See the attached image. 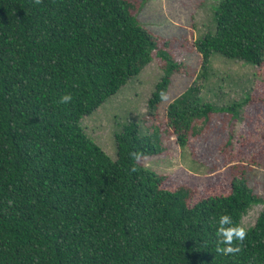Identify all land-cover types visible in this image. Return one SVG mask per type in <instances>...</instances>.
Returning <instances> with one entry per match:
<instances>
[{
    "label": "trees",
    "instance_id": "trees-1",
    "mask_svg": "<svg viewBox=\"0 0 264 264\" xmlns=\"http://www.w3.org/2000/svg\"><path fill=\"white\" fill-rule=\"evenodd\" d=\"M147 1L0 0V264H264V208L253 226L242 221L264 205L249 171L232 178L229 192L191 203L194 188L166 189L167 175L142 162L162 151L159 130L140 134L128 122L115 136L116 158L85 131L83 118L155 54L162 75L149 115L172 75L188 72L141 25ZM212 21L189 48L202 58L196 80L167 108L182 148L195 122L222 110L239 116L241 103L219 107L202 97L199 80L214 74L213 57L264 63V0H218ZM65 94L71 99L59 103ZM222 214L232 222L221 223ZM232 223L246 236L239 252L224 255L220 230Z\"/></svg>",
    "mask_w": 264,
    "mask_h": 264
},
{
    "label": "rangeland",
    "instance_id": "rangeland-1",
    "mask_svg": "<svg viewBox=\"0 0 264 264\" xmlns=\"http://www.w3.org/2000/svg\"><path fill=\"white\" fill-rule=\"evenodd\" d=\"M217 3L218 0H148L138 13L141 25L158 38L163 49L186 63L188 72L172 75L157 114L149 115L148 101L162 75L161 59L155 54L138 77L82 121L87 134L112 158L117 156L115 136L128 122L137 121L140 134L159 130L162 151L142 162L167 175L164 188H194L191 203L212 193L229 192L232 178L246 171L249 186L257 195L264 194V63L255 67L214 56V74L208 81L199 80L206 100L219 107L241 103L237 118L222 110L212 113L207 122H195L196 130L184 148L166 124L170 103L196 80L202 58L189 48L200 35L214 28L212 14ZM247 96L249 101L245 103ZM263 208L260 203L249 209L243 225L253 226Z\"/></svg>",
    "mask_w": 264,
    "mask_h": 264
},
{
    "label": "clouds",
    "instance_id": "clouds-1",
    "mask_svg": "<svg viewBox=\"0 0 264 264\" xmlns=\"http://www.w3.org/2000/svg\"><path fill=\"white\" fill-rule=\"evenodd\" d=\"M71 99V96L69 94L62 95L60 97L59 103H66ZM135 158H139L138 153L133 154ZM220 222L223 223L224 221L231 220V217L228 214H222L219 217ZM232 222V220H231ZM220 231H224V236L222 239L224 240V246L223 247H217V251L223 253L224 255H228L231 253H237L240 251L239 244L244 240L246 236V229L241 226H235L232 223V226L227 229H221ZM236 240V245H233V240Z\"/></svg>",
    "mask_w": 264,
    "mask_h": 264
}]
</instances>
